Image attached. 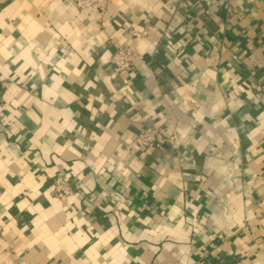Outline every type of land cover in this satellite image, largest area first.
<instances>
[{"label": "crops", "instance_id": "crops-1", "mask_svg": "<svg viewBox=\"0 0 264 264\" xmlns=\"http://www.w3.org/2000/svg\"><path fill=\"white\" fill-rule=\"evenodd\" d=\"M75 1L0 0V264H264V0Z\"/></svg>", "mask_w": 264, "mask_h": 264}, {"label": "built area", "instance_id": "built-area-1", "mask_svg": "<svg viewBox=\"0 0 264 264\" xmlns=\"http://www.w3.org/2000/svg\"><path fill=\"white\" fill-rule=\"evenodd\" d=\"M77 6L81 9L98 8V4L95 0L78 1ZM138 58L139 57L130 48L118 46L114 49L110 62L114 70L120 72L132 69ZM137 139L145 148L150 150L160 149L164 143L159 129L155 127H147L140 130ZM53 190L62 197H69L73 194V188L64 174H59L54 178Z\"/></svg>", "mask_w": 264, "mask_h": 264}, {"label": "rangeland", "instance_id": "rangeland-1", "mask_svg": "<svg viewBox=\"0 0 264 264\" xmlns=\"http://www.w3.org/2000/svg\"><path fill=\"white\" fill-rule=\"evenodd\" d=\"M78 1H83V0H76V1H75L76 6H77V2H78ZM96 3L98 4V8L95 9V7H92V9H94V10H96V11L100 10L101 8L104 9V6H103L102 4H100V3H98V2H96ZM77 7H78V6H77ZM78 9H80V10H84V9L79 8V7H78ZM104 10H105V9H104Z\"/></svg>", "mask_w": 264, "mask_h": 264}]
</instances>
